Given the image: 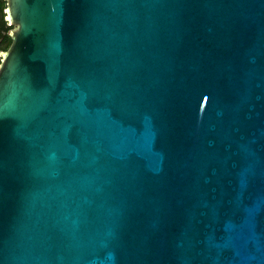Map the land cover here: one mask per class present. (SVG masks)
Instances as JSON below:
<instances>
[{"label":"water","instance_id":"water-1","mask_svg":"<svg viewBox=\"0 0 264 264\" xmlns=\"http://www.w3.org/2000/svg\"><path fill=\"white\" fill-rule=\"evenodd\" d=\"M0 264H264V0H5Z\"/></svg>","mask_w":264,"mask_h":264},{"label":"trees","instance_id":"trees-1","mask_svg":"<svg viewBox=\"0 0 264 264\" xmlns=\"http://www.w3.org/2000/svg\"><path fill=\"white\" fill-rule=\"evenodd\" d=\"M6 3L5 0H0V48L1 50H5L10 42L11 38L8 34V31L11 29V26L7 25V22L5 20V14H4V9H5Z\"/></svg>","mask_w":264,"mask_h":264},{"label":"flooded vegetation","instance_id":"flooded-vegetation-1","mask_svg":"<svg viewBox=\"0 0 264 264\" xmlns=\"http://www.w3.org/2000/svg\"><path fill=\"white\" fill-rule=\"evenodd\" d=\"M0 42H1V38H0ZM9 45H10V44H9ZM7 48H8V47H7ZM7 48H6V49H7ZM0 51H2L1 48H0Z\"/></svg>","mask_w":264,"mask_h":264}]
</instances>
